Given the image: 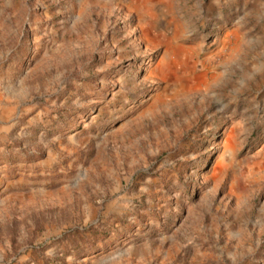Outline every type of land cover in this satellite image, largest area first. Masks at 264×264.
I'll return each mask as SVG.
<instances>
[{
    "label": "rangeland",
    "instance_id": "obj_1",
    "mask_svg": "<svg viewBox=\"0 0 264 264\" xmlns=\"http://www.w3.org/2000/svg\"><path fill=\"white\" fill-rule=\"evenodd\" d=\"M0 264H264V0H0Z\"/></svg>",
    "mask_w": 264,
    "mask_h": 264
}]
</instances>
